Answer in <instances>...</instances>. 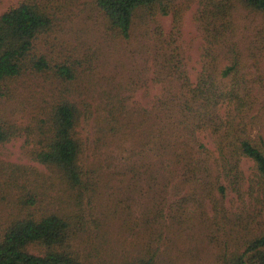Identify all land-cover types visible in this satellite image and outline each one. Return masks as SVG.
Listing matches in <instances>:
<instances>
[{
	"label": "trees",
	"instance_id": "1",
	"mask_svg": "<svg viewBox=\"0 0 264 264\" xmlns=\"http://www.w3.org/2000/svg\"><path fill=\"white\" fill-rule=\"evenodd\" d=\"M94 4L113 34L112 47L122 48L135 37L138 50L150 54L151 66L143 72L151 70V75H139L140 85L160 88L148 108L129 104L130 99L118 93L106 95L94 121L110 153L107 166L120 168L116 174H131L155 193L149 208L157 216L169 217V222L161 220L162 227L207 225L220 215L235 230L230 233L243 232L237 236L239 246L221 251L216 264H264V0L201 1L198 17L207 30L195 83L175 37L160 33L151 44L145 40V27L141 36L133 35L136 21L149 24L170 13H175L178 28L180 10L163 0ZM239 8L246 16L237 12L238 18L249 24L247 44L233 38L232 18ZM60 9L56 0H20L0 14V100L12 93L14 80L31 71L51 70L66 82L77 79L69 64H52L39 52V40L62 20ZM68 95L48 103L45 118H34L30 134L38 143L32 158L50 169L51 187H59L58 192L49 201L47 191L35 184L20 197L17 216L0 228V264H87L86 256L73 252L70 244L77 231L82 232L77 224L80 207L64 209L61 194L67 186L78 198L92 185L84 169L86 146L77 130L87 116ZM15 131L0 118V143ZM206 131L213 138L212 150L199 137ZM242 157L252 162L247 177L240 167ZM227 187L243 205L231 213L222 206ZM45 201L49 211L34 209ZM122 264L162 263L155 251Z\"/></svg>",
	"mask_w": 264,
	"mask_h": 264
},
{
	"label": "rangeland",
	"instance_id": "2",
	"mask_svg": "<svg viewBox=\"0 0 264 264\" xmlns=\"http://www.w3.org/2000/svg\"><path fill=\"white\" fill-rule=\"evenodd\" d=\"M163 1L172 5L174 11L180 10L178 28H175V13H170L149 24L136 21L133 35L141 36L145 27L148 31L145 40L151 44L160 33L165 38L175 37L174 44L186 61L189 79L195 83L207 30L198 17L203 10L202 0ZM18 2L20 0H0V14ZM56 4L61 7L58 12L62 11V20L55 23L53 32L39 40V52L52 64H69L77 79L66 82L51 70L31 71L14 80L12 93L0 100V118L7 119L16 129L9 140L0 143V228L17 216L19 202L23 201L20 197L35 184L47 191L45 196L49 201L57 194L59 187H51L50 169L32 158L38 143L30 134L37 120L34 118H45L48 103L69 94L67 97L76 100L87 116L77 130L86 146L84 169L92 182L84 196L78 198L73 188L62 187L64 209L71 211L77 205L80 207L77 224L82 232L78 230L79 234L70 242L71 250L86 256L87 264H122L155 251L162 264H216L220 252L225 249L232 252L239 246L237 236L244 233H230L235 230L220 215L216 222L211 220L207 225L189 228L173 225L172 230L162 227L161 220L169 222V217L166 214L159 217L149 208L155 193L141 182H135L131 174H116L120 168L107 166L106 157L110 153L96 132L94 117L107 102V94L118 93L130 99L129 104L145 108L160 94L158 85L146 88L137 81L139 75H151V70L143 72L151 66L150 54L138 50L139 40L135 37L122 48L112 47L109 42L114 40L113 34L94 0H56ZM237 12L246 16V11L240 8L233 13L236 25L233 38L247 44L245 36L249 24L244 18H238ZM261 65L264 68V60ZM108 81L111 84H107ZM199 137L208 149H214L210 132ZM240 167L247 177L252 170L251 160L242 157ZM41 203L34 209L49 211L48 202L39 205ZM222 203L229 209L228 213L236 206H243L228 187ZM205 207L211 216L208 202Z\"/></svg>",
	"mask_w": 264,
	"mask_h": 264
}]
</instances>
